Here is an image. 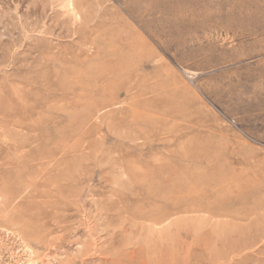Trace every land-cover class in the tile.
<instances>
[{
  "label": "rangeland",
  "instance_id": "obj_1",
  "mask_svg": "<svg viewBox=\"0 0 264 264\" xmlns=\"http://www.w3.org/2000/svg\"><path fill=\"white\" fill-rule=\"evenodd\" d=\"M124 38L115 90L82 85ZM169 174L215 212L171 213L155 251L137 190ZM183 241L264 264V0H0V264H182Z\"/></svg>",
  "mask_w": 264,
  "mask_h": 264
},
{
  "label": "bare ground",
  "instance_id": "obj_2",
  "mask_svg": "<svg viewBox=\"0 0 264 264\" xmlns=\"http://www.w3.org/2000/svg\"><path fill=\"white\" fill-rule=\"evenodd\" d=\"M114 37H116V38H112L111 41L115 45V44H118L119 43L118 37H120V36L116 35ZM128 40L130 41V39H128ZM110 42H106V43H110ZM124 42L126 43V45H125V43L122 44V46H124V48H122L123 49L122 51L124 52L126 49H128L129 51H131V49L129 47V44L130 43L125 38H124ZM93 45L95 47V50H97V52H98L99 47H100L99 40L94 41L93 42ZM110 45H112V44H110ZM134 45H135V47L137 49L138 48L139 49H143L144 47H146V41L144 39H139V41L137 43H134ZM132 58L133 57L131 56V54H126L125 53V56L122 57V58L115 57L108 64L102 63L103 66H101V68H99V69H92L91 71H89V72H91V74H88L85 70H81V71L77 72L76 75H77L79 81H84L82 85H85V84L89 83L90 81H96V80L97 81H108L109 87L112 86L113 90H115V87H117L118 84H120L122 82V79H123L122 76L128 70V68H127L128 62ZM129 89H127V90H129ZM136 89H137V93H138L139 96L146 95L147 94L146 88L144 89V88H142L140 86L139 88L137 87ZM138 105H140L141 107L147 106L146 102L136 104V106H138ZM177 157L180 160H185L187 158L186 155H183V154L180 155V156H177ZM154 168H156V167H154ZM164 170L165 169L163 167H161V166H158L156 169H150L149 167L142 166V167H140V173H139V175H135L134 178L135 177L138 178V176H142L144 179H153V178H156L157 179V177L163 175ZM173 175L172 174H169L166 177H162L164 179L160 183H157V184H154V185H145L143 187H140L137 190V193L139 194V196H142V199L141 198L139 199L140 202L142 203V205L139 206V207H141V208L147 207L149 210H147V209H144L145 211L144 210L143 211L140 210L139 212H135L133 216H135L134 218L137 217L138 219H143V221L146 222V224L145 223H140L139 226H140V228L142 230L146 231V233L149 235L151 244H152L153 249L155 251H166L167 250V249L165 250V247L163 246V242H166L167 243V241L170 238L168 236V234H167L168 233V228H170V226L172 224H174L176 222H179L177 220L176 221L175 220H173V221L172 220H169V217L171 216V213H174L173 214V216H174V215H176L175 213H177V215H179V213L183 214V213H187V212L188 213L190 212L192 214L193 213H200V212H207V213H210L211 215H213L214 212H215V211H212V209H211V211H209L211 207L209 208V207H206L205 206V204H207L206 201L208 199H203V197L200 198V196H199L200 199L206 200L205 203L204 202L202 203L201 200H199L198 198H197V200L195 199V197H196L195 195L198 196V194L201 193V191L203 190V188H199L197 186V184H195V183L190 185V184L183 183L182 181H177V178L175 176H173ZM204 191H205V189H204ZM204 191H203V193H204ZM153 196H154V198H153L154 200L153 199L150 200ZM207 209H209V210H207ZM213 210H216V209H213ZM215 214L217 215V213H215ZM223 216H225V215H223ZM183 219H185V218H183ZM164 223L167 224V225L164 226L163 228H160V229L156 228L159 225L164 224ZM212 228H210V229H212ZM215 233H216V231H215ZM232 234H234V233H232ZM241 234L242 233H240V235ZM231 236H230V238H232ZM221 237H223V236H221ZM224 237H227V236H224ZM171 238H172V236H171ZM228 238H227V240H228ZM222 239H225V238H222ZM186 243L183 241L180 244L181 245V248L180 249L184 250L183 251L184 252V256L182 255L183 256L182 257V262H183L182 264H188L190 262V261L188 262V259L189 258L187 257V254H189L188 253L189 252L188 247L190 245H188V247H187V244ZM207 243H209V242H207ZM221 243L222 242H220V245L223 244V243L222 244ZM217 244L219 246V243H217ZM223 245L224 246L227 245L228 252H231L232 253L233 251H235L234 250L235 249L234 248L235 245L231 241H225V244H223ZM195 247H196V245H195ZM207 247H209V250L213 251L214 245L211 243V245H209ZM223 249H225V248H223ZM229 250H231V251H229ZM238 251H239V249H238ZM213 253L216 254L215 251ZM211 256H212V254H211ZM224 259H225L224 263H226V260H228L229 262H231V258L228 256V254H226V257Z\"/></svg>",
  "mask_w": 264,
  "mask_h": 264
}]
</instances>
